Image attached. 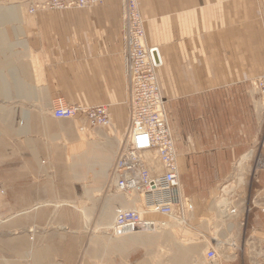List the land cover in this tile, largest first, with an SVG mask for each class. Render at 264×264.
I'll return each mask as SVG.
<instances>
[{
    "label": "rangeland",
    "instance_id": "obj_1",
    "mask_svg": "<svg viewBox=\"0 0 264 264\" xmlns=\"http://www.w3.org/2000/svg\"><path fill=\"white\" fill-rule=\"evenodd\" d=\"M10 1L0 0V7H8ZM121 2L124 44V2ZM9 29L7 26L8 33ZM157 48L161 51V47ZM0 51L3 75L0 81V264H264V163L258 164L264 157L260 145L264 125L254 146L243 155H234L227 171L215 170L211 165L225 161L228 155L200 153L199 146L206 145V139L196 136L191 139L194 143L190 146L198 150L191 154L194 169L188 171L186 158H180L177 170L182 178H188L191 172L193 189L200 193L209 181L222 177L210 192H204L211 201L198 212L195 202L184 198L193 207L191 213L185 214V225L161 215L158 219L153 216L154 221L165 223V227L153 234H132L129 236L132 241L124 248L122 242L127 237L115 238L109 229L116 212L125 209L123 205L129 199L115 188L112 166L117 145L112 149L105 142L108 132L111 133L110 126L92 125L85 119L59 121L52 117L56 107L50 109L44 98L27 102L21 97L25 93L17 91L10 75L12 67H17L24 78L23 70L27 67L18 64V58L11 57L6 48ZM257 79L250 88L264 110ZM126 81L129 92L131 77L126 76ZM165 100L163 97L169 128L172 115ZM76 106L87 109L104 106L111 114L107 105ZM24 112L29 118L28 134L18 132ZM129 114L130 106L126 125ZM183 125L189 131L194 123L188 121ZM64 126L69 128L67 133L61 132ZM124 129L125 126L121 134ZM212 135L218 146L225 141L224 131L216 130ZM70 147H75V152L71 153ZM90 154L96 155L97 160L86 159ZM76 173L75 179L72 175ZM137 198L131 197L134 205ZM137 206L143 212L141 203ZM183 250L188 252L184 261L179 258ZM209 250L215 253L213 262L205 257ZM40 253L46 254L43 263L37 260Z\"/></svg>",
    "mask_w": 264,
    "mask_h": 264
},
{
    "label": "crops",
    "instance_id": "obj_2",
    "mask_svg": "<svg viewBox=\"0 0 264 264\" xmlns=\"http://www.w3.org/2000/svg\"><path fill=\"white\" fill-rule=\"evenodd\" d=\"M39 1L11 0L8 7H0V49L6 48L11 57L18 58V64L27 67L24 78L19 68L10 70L15 88L25 93L21 97L27 102L44 98L50 109L107 105L112 123L105 142L112 149L116 144L117 152L126 138L129 106L121 0H104L86 10L27 14L28 8ZM139 2L146 44L161 47L163 65L157 80L172 115L169 128L175 139L177 164L180 158H186V169H194L191 154L198 150L190 144L196 136L206 139V145L199 146L200 153L228 155L225 161L211 165L227 171L234 155H243L254 146L264 125V110L250 88L264 75V0ZM7 26L11 28L9 33ZM3 89L7 91V85ZM224 105L228 108H222ZM22 118L18 132L28 134V114L22 113ZM188 121L194 126L185 131L183 124ZM62 128L61 132H68L69 128ZM216 130L225 134L219 146L212 141ZM74 150L69 148L71 153ZM31 152L34 154L33 149ZM86 159L93 162L97 156L90 154ZM221 178L209 181L202 190L210 192ZM179 181L181 196L195 202L196 211H202L211 197L193 189L191 172L188 178L179 173ZM128 198L123 207H134ZM125 237L124 248L132 241ZM180 254L184 261L188 252ZM45 258L46 254L40 253L37 260L43 263Z\"/></svg>",
    "mask_w": 264,
    "mask_h": 264
},
{
    "label": "built area",
    "instance_id": "obj_3",
    "mask_svg": "<svg viewBox=\"0 0 264 264\" xmlns=\"http://www.w3.org/2000/svg\"><path fill=\"white\" fill-rule=\"evenodd\" d=\"M94 0H91L93 2ZM43 7L54 10L71 8L82 9L85 0H44ZM134 30V29H133ZM133 30L131 35L134 36ZM137 37V36H136ZM123 39L126 47L125 70L131 83L129 88L130 114L126 125V138L116 152L112 166L115 188L123 195L135 193L143 197V216L136 210H121L114 216L110 232L117 236H126L136 232H146L159 228L153 216L162 215L169 219H182L193 211L192 205L180 194L179 172L177 170L176 148L168 128L163 111V101L158 95L154 81L151 83V96L139 100L135 94L139 85H145L153 79L157 71L153 57L155 49L144 47L135 51L130 42V26L124 29ZM148 79V80H147ZM256 87L264 98V77L257 79ZM145 103L144 106L142 104ZM56 120L85 119L96 126L109 125L110 114L106 107L81 108L76 105L59 106L53 109ZM155 132L158 134L156 137ZM264 148V136L260 142ZM156 153V162L150 161V154ZM187 203V204H186ZM150 217V218H149ZM175 221V220H174ZM206 260L213 262L215 253L209 250Z\"/></svg>",
    "mask_w": 264,
    "mask_h": 264
},
{
    "label": "bare ground",
    "instance_id": "obj_4",
    "mask_svg": "<svg viewBox=\"0 0 264 264\" xmlns=\"http://www.w3.org/2000/svg\"><path fill=\"white\" fill-rule=\"evenodd\" d=\"M44 1V0H43ZM43 1H41V2H39V3H36V5H32V6H30L29 7V9H28V12H29V14L30 15H32V14H34V13H36L37 11H40V10H49V11H67V10H73V9H71V8H63V9H60V10H54V9H50V8H48V7H43V6H41V5H44V3H43ZM61 0H57V2H60ZM102 2V0H94L93 2H91V0H85V4L83 5V7H82V9L84 8H86V7H88V6H90V5H96V4H98V3H101ZM123 5H124V15H123V29H125V26H126V29L128 30V26H130V42L132 43V49H134L135 51H137V50H140V49H142V48H144V47H147V48H149V49H152V48H154L155 49V53H154V57H153V60H154V62H155V64H157V71L162 67V65H163V62H162V59H161V55H160V51H159V49L157 48V47H154V46H151V47H149V46H147V44H146V39H145V33H144V20H143V18H142V15H141V11H140V2H139V0H123ZM134 29V30H133ZM133 30V32H134V36L135 37H133L132 35H131V31ZM137 36V37H136ZM125 55H126V47H125V43H124V67H125ZM126 69V68H125ZM157 71L155 72V74H154V76H153V79L151 78V79H149V81L148 82H146V84L145 85H139V86H137L138 87V91L136 92V94H135V96H136V98H138L139 100H145L146 98H148L149 96H151V92H150V88H151V83H152V81H154V85H155V87H156V90H157V93H158V95H160V91H159V85H158V82H157ZM125 72H126V70H125ZM262 77H264V75L263 76H261L260 78H262ZM259 78V79H260ZM148 80V79H147ZM160 97H161V95H160ZM162 99V98H161ZM145 105V103H143L142 104V106H144ZM110 123H111V114H110V119H109V125L108 126H110ZM63 129V128H62ZM64 130V129H63ZM169 130H170V132H171V129L169 128ZM126 131H127V129H126ZM125 131V132H126ZM152 133H154V135L156 136V137H158L157 135L158 134H156L154 131L152 132ZM126 134V133H125ZM171 134H172V132H171ZM173 142H174V139H173ZM175 144V143H174ZM176 148V147H175ZM176 155H177V152H176ZM156 153L155 152H153L152 154H150V156H148V158H150V161L152 162V163H154V162H156ZM246 157H248V156H246ZM260 161V162H259ZM259 161H258V164L259 165H262L261 164V162L262 163H264V161H263V158H261V160L259 159ZM176 163H177V159H176ZM75 168V167H74ZM77 175V173L75 174V175H73V177L74 176H76ZM117 190H118V188H116ZM120 193V192H119ZM127 196L128 197H133V196H137L138 198V200L136 199L135 201H136V203H137V205L138 204H140L141 203V208L143 209V212L142 211H140L139 210V208H138V206L136 207L135 205H133L134 207H132V208H125V209H121V210H136V212L141 216H143V213L145 212V210L146 209H144V207L142 206V203H143V200H144V198L143 197H140V196H138V195H136L135 193H131V194H127ZM141 201V202H140ZM138 208V209H137ZM140 208V209H141ZM227 209V208H226ZM120 210V211H121ZM225 210V209H224ZM118 212V211H117ZM116 212V213H117ZM226 212V211H225ZM231 212H233V211H231ZM108 215L107 216H109V214H110V212H108L107 213ZM160 215H157L156 216V219H158V217H159ZM161 217H163L162 215H161ZM165 217V216H164ZM155 219V220H156ZM152 220V219H151ZM176 221H179L180 223H184L183 221H182V219L180 220V219H175ZM114 221V220H113ZM157 221V220H156ZM157 225H156V227L158 226V225H160L161 226V228H154L155 230H152V231H150V229L149 230H147L146 231V233H148V234H153V233H156V232H158L159 230H161V229H163L164 227H165V223H163V222H161V221H157ZM112 224H113V222H112ZM111 224V226H110V228H112L113 227V225ZM164 225V226H163ZM109 228V229H110ZM111 233V232H110ZM132 234H135V233H131V234H129V235H126V236H130V235H132ZM115 238H122V237H125V236H117V235H115L114 233L112 234ZM123 243V242H122ZM128 243V242H127Z\"/></svg>",
    "mask_w": 264,
    "mask_h": 264
}]
</instances>
